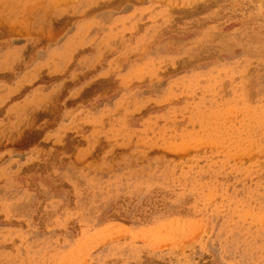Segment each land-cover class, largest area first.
I'll return each mask as SVG.
<instances>
[{"label": "rangeland", "instance_id": "obj_1", "mask_svg": "<svg viewBox=\"0 0 264 264\" xmlns=\"http://www.w3.org/2000/svg\"><path fill=\"white\" fill-rule=\"evenodd\" d=\"M0 264H264V0H0Z\"/></svg>", "mask_w": 264, "mask_h": 264}]
</instances>
